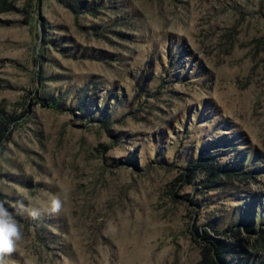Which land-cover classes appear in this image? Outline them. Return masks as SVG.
Returning <instances> with one entry per match:
<instances>
[{
  "label": "rangeland",
  "instance_id": "1",
  "mask_svg": "<svg viewBox=\"0 0 264 264\" xmlns=\"http://www.w3.org/2000/svg\"><path fill=\"white\" fill-rule=\"evenodd\" d=\"M5 123L7 264L264 260V0H0Z\"/></svg>",
  "mask_w": 264,
  "mask_h": 264
},
{
  "label": "clouds",
  "instance_id": "2",
  "mask_svg": "<svg viewBox=\"0 0 264 264\" xmlns=\"http://www.w3.org/2000/svg\"><path fill=\"white\" fill-rule=\"evenodd\" d=\"M19 207L26 211L31 219H40L42 213L39 208H25L22 202H19ZM63 207L64 201L57 196L51 200L47 211L51 215H58L62 212ZM24 239L25 236L21 224L13 212L5 206V202L0 201V264H7V258L18 250Z\"/></svg>",
  "mask_w": 264,
  "mask_h": 264
},
{
  "label": "trees",
  "instance_id": "3",
  "mask_svg": "<svg viewBox=\"0 0 264 264\" xmlns=\"http://www.w3.org/2000/svg\"><path fill=\"white\" fill-rule=\"evenodd\" d=\"M35 13V12H34ZM8 123H5V126L0 127V141L3 138V135H5V133L8 131ZM253 224V223H252ZM207 238V233H205L204 239ZM208 239V238H207ZM219 242V241H218ZM213 251H214V255L211 256L208 264H227L224 261V252L221 249L220 245L216 244V245H212ZM209 250L212 252V249L209 248ZM252 264H264V260L260 261V262H252Z\"/></svg>",
  "mask_w": 264,
  "mask_h": 264
}]
</instances>
